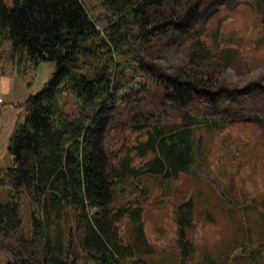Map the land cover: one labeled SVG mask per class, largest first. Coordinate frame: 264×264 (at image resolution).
Instances as JSON below:
<instances>
[{"label": "trees", "instance_id": "obj_1", "mask_svg": "<svg viewBox=\"0 0 264 264\" xmlns=\"http://www.w3.org/2000/svg\"><path fill=\"white\" fill-rule=\"evenodd\" d=\"M167 1L0 0V65L10 57L19 74L28 75L42 61L56 63L45 86L16 103L25 113L9 139L11 165H0V247L13 241L34 247L23 257H10L8 264H148L137 254L141 248L150 250L140 208L129 212L134 240L124 243L117 223L127 211L113 212V203L145 186L138 181L144 176L170 180L200 163L202 138L196 130L199 125L210 131L218 126L196 114L190 123L152 126L121 158H113L106 147L111 116L125 97L115 73L132 65L117 60L121 48L149 32L187 27L194 17V6L184 15L167 14ZM208 53L197 46L192 63L207 59ZM187 72L170 79L171 91L162 93L166 103L179 106L192 98V91L212 97V77L189 80ZM186 85L193 90L186 92ZM149 155L135 165L137 157ZM262 202L246 205L260 208L264 221ZM25 204L27 226L21 216ZM192 211V200L178 205L180 257L154 264H196L183 258L194 249L187 239ZM20 227L23 236H18ZM261 230L264 234V225ZM74 235L76 246L85 251L81 255ZM259 251L250 252V264L258 262ZM229 259L226 255L219 262L204 254L199 264H230Z\"/></svg>", "mask_w": 264, "mask_h": 264}, {"label": "rangeland", "instance_id": "obj_2", "mask_svg": "<svg viewBox=\"0 0 264 264\" xmlns=\"http://www.w3.org/2000/svg\"><path fill=\"white\" fill-rule=\"evenodd\" d=\"M190 6L195 11L187 27L149 32L146 38L130 43L117 54V60L132 65L125 73H115L125 96L121 104L125 106L111 116L106 147L113 158H121L152 126L190 123L196 114L218 126L210 131L199 125L196 130L202 138L200 163L174 179L140 178L139 183L145 186L124 201L117 199L110 209L127 211L117 226L124 243H133L134 226L129 212L140 208L150 250L141 248L137 254L148 264L180 257L176 217L178 205L189 200L193 219L187 228V239L194 249L189 256H183L185 261L199 264L208 254L219 262L229 255L232 264H250V252L260 250L255 264H264V221L260 208L254 206H262L264 200V0H168L164 11L184 15ZM199 45L208 50V58L192 63L191 53ZM55 70L54 61L30 67L28 75L19 74L10 57L0 65V92L6 100L0 108L3 168L11 165L9 139L26 109L16 103L41 90ZM185 70L191 73L189 80L203 82L212 77L214 86L208 89L212 97L193 92L186 85L184 90L192 91V98L179 106L166 103L163 90L171 91L170 79ZM8 82L12 90L6 94L2 83ZM150 157H137L134 163L140 166ZM21 216L27 226V204ZM20 230L18 236H23V228ZM78 240L74 235L75 246ZM33 248L27 241L23 245L9 242L0 247V264H8L13 256L23 257ZM76 249L79 255L85 252L77 246ZM30 259L34 261L32 256Z\"/></svg>", "mask_w": 264, "mask_h": 264}, {"label": "crops", "instance_id": "obj_3", "mask_svg": "<svg viewBox=\"0 0 264 264\" xmlns=\"http://www.w3.org/2000/svg\"><path fill=\"white\" fill-rule=\"evenodd\" d=\"M11 83V82H10ZM8 83H2V91H4L6 94H8L9 92H11L12 90V84ZM22 85L25 84V82H21Z\"/></svg>", "mask_w": 264, "mask_h": 264}, {"label": "built area", "instance_id": "obj_4", "mask_svg": "<svg viewBox=\"0 0 264 264\" xmlns=\"http://www.w3.org/2000/svg\"><path fill=\"white\" fill-rule=\"evenodd\" d=\"M4 101H5L4 96L0 92V108L2 107Z\"/></svg>", "mask_w": 264, "mask_h": 264}]
</instances>
